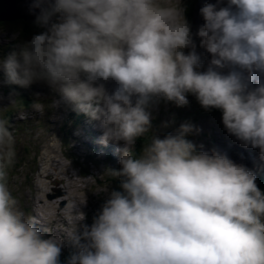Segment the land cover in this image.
I'll use <instances>...</instances> for the list:
<instances>
[{"label": "clouds", "instance_id": "clouds-1", "mask_svg": "<svg viewBox=\"0 0 264 264\" xmlns=\"http://www.w3.org/2000/svg\"><path fill=\"white\" fill-rule=\"evenodd\" d=\"M29 11L44 31L0 59L5 82H45L97 123L103 142L124 147L120 169L107 172L119 190L92 224H81L86 201H73L67 226L54 231L46 218L26 216L11 193L16 140L0 117V264H60L65 239L76 249L67 264H264L256 175L225 153L200 150L187 139L199 131L191 123L149 135L159 98L179 107L192 94L264 159V0L199 9L206 66L182 0H32Z\"/></svg>", "mask_w": 264, "mask_h": 264}, {"label": "rangeland", "instance_id": "rangeland-1", "mask_svg": "<svg viewBox=\"0 0 264 264\" xmlns=\"http://www.w3.org/2000/svg\"><path fill=\"white\" fill-rule=\"evenodd\" d=\"M182 2L193 42L196 45L195 51L206 66L211 56L203 55L200 38L196 35L204 23L199 9L207 3L215 4L216 0H182ZM28 26L19 24L13 28L9 25H0V59L7 57L21 43L31 39L33 35H30L31 28ZM190 50L185 49L184 51L187 53ZM8 84L5 82L3 73L0 72V117L4 118L6 111H11V116L6 119L9 130L12 131L16 140V160L8 173L12 195L18 199L21 210L26 216L46 218L39 208L33 211V205L36 203L39 207H49L46 209L50 213V216L46 218L49 223L48 227L51 226L56 231V221L61 217L60 211L62 212L67 207L66 199L70 194L64 186L74 188V196L77 197L74 201H86L79 206V210L85 215L81 224L91 225L94 217L98 215L102 205L108 199V193L112 190H119L118 180H115L117 178L110 177L107 172L120 169L123 142H103L101 140L102 130L97 123L76 110L74 104L62 100L59 94L45 82L37 81L28 87L11 84L18 87L20 95H26L30 103L33 102L31 108H23L22 104L15 102L16 94L9 91ZM111 87L113 85L109 84L110 89ZM187 99V105L178 107L174 102L159 98L152 107L153 127L149 135L162 138L166 134L174 133L182 123H191L199 131L189 134L187 139L198 147L202 145L200 150L211 152L212 149H216L225 153L235 163L246 167V162H249L250 158L248 159L245 151L241 150L240 141L227 133L221 122V116L217 117L211 109L205 110L201 116L191 115V109L199 103L192 94H188ZM51 105L55 106L51 107ZM77 120H80V123H77ZM22 123L25 124L21 125ZM73 124L81 128V131L78 128L75 129ZM86 125L93 127L88 131L91 134L96 133L99 145L106 147L107 151L101 153L97 146L88 148L89 137L83 134ZM20 126H24V129L15 133L14 130ZM89 149L96 150L94 154L97 155L98 161H104L103 167H98L101 172L98 176H86L85 170L75 169L73 171L68 164L76 154H79L81 158L84 154H91ZM245 149L250 156H256L257 159L258 154L255 153L258 149L250 146ZM255 164L262 165L256 161L251 162L247 169L257 176L256 171L260 169L264 171V168L255 166ZM66 170L71 171L70 175H75V177H69V174L66 176L64 173ZM57 178L64 179L65 184L58 182L59 179L56 181ZM74 178L77 186L73 184ZM107 185L108 192H96ZM73 250L76 251L65 239L59 257L60 263L64 262V257L71 256Z\"/></svg>", "mask_w": 264, "mask_h": 264}, {"label": "water", "instance_id": "water-1", "mask_svg": "<svg viewBox=\"0 0 264 264\" xmlns=\"http://www.w3.org/2000/svg\"><path fill=\"white\" fill-rule=\"evenodd\" d=\"M31 3L32 0H0V21H33L35 15L29 11Z\"/></svg>", "mask_w": 264, "mask_h": 264}, {"label": "trees", "instance_id": "trees-1", "mask_svg": "<svg viewBox=\"0 0 264 264\" xmlns=\"http://www.w3.org/2000/svg\"><path fill=\"white\" fill-rule=\"evenodd\" d=\"M1 24H3V25H9V26H11L13 28L17 27L19 24H24L26 26L29 25L30 28H31V32L29 31L30 32V35L39 34L40 32L44 31L43 28L37 27L34 24V20L31 21V22L22 21V20L5 21V22H1L0 21V25ZM29 26H28V28H29ZM13 89L14 90H18V87L17 88L16 87H13ZM21 96L22 97H19V98L16 99V103H18L19 105L22 104L23 106H21V107H23V108H25V107L30 108L31 107V103L29 102L28 97L26 95H21ZM10 116H11V111H6L4 118L6 119V117L8 118ZM144 143H145V137H140V138L137 139V141H136V150H137V152H139L142 149V147L144 146ZM115 180L116 181L118 180L117 183L119 184V178H117ZM257 187H259V186H257ZM87 221L89 222V220H87ZM74 252H75V250H73L71 253L73 254ZM68 257H70V256H67V258ZM67 258H64V260H66ZM66 261H68V259ZM62 263L63 262H61L60 264H62Z\"/></svg>", "mask_w": 264, "mask_h": 264}, {"label": "bare ground", "instance_id": "bare-ground-1", "mask_svg": "<svg viewBox=\"0 0 264 264\" xmlns=\"http://www.w3.org/2000/svg\"><path fill=\"white\" fill-rule=\"evenodd\" d=\"M253 157V156H252ZM255 157V158H254ZM253 157V159H254V161H256L257 163H262V161L264 162V159H261V157H260V153H259V149H258V157H257V160H255L256 159V156H254ZM247 158L249 159V157H248V155H247ZM51 175V174H50ZM49 175V176H50ZM59 178H57L56 179V181L58 180ZM58 182H60L61 184H65L64 183V179H59V181ZM65 187V189L67 190V191H69L70 192V194H68L67 196V199H66V202L68 203L67 204V207L65 208V210L63 211L62 210V212L60 211V214H61V217H60V219L58 220V221H56V223L57 224H64L65 226H67V223H66V221H65V219H64V217H65V215L70 211V202L71 201H74V200H76V198H75V196H74V193H75V190H74V188L73 189H70L69 187L67 188L66 186H64ZM75 187V186H74ZM37 191V190H36ZM35 203V202H34ZM48 206V205H47ZM39 208V211H41L42 213H43V215L47 218L48 216H50V213H48L47 212V210L46 209H48L49 207H39L36 203L33 205V211H34V209H38ZM36 210H35V212H36ZM35 212H34V214H35ZM33 213V212H32ZM52 216V215H51ZM39 219V218H38Z\"/></svg>", "mask_w": 264, "mask_h": 264}]
</instances>
